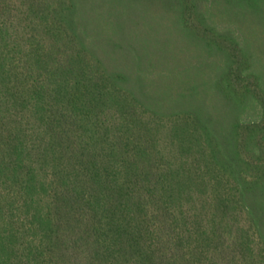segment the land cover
I'll return each instance as SVG.
<instances>
[{"label": "trees", "instance_id": "trees-1", "mask_svg": "<svg viewBox=\"0 0 264 264\" xmlns=\"http://www.w3.org/2000/svg\"><path fill=\"white\" fill-rule=\"evenodd\" d=\"M263 33L264 0H0V264H264Z\"/></svg>", "mask_w": 264, "mask_h": 264}, {"label": "rangeland", "instance_id": "rangeland-1", "mask_svg": "<svg viewBox=\"0 0 264 264\" xmlns=\"http://www.w3.org/2000/svg\"><path fill=\"white\" fill-rule=\"evenodd\" d=\"M263 35H264V33H263ZM260 44H261V49H260V53H259V55H260V58H261V60H262V63L264 64V43L262 42V39H261V42H260ZM257 72H263L264 71V69L263 68H258V66H257ZM250 114H248L250 117H255L256 115H255V112H249Z\"/></svg>", "mask_w": 264, "mask_h": 264}]
</instances>
